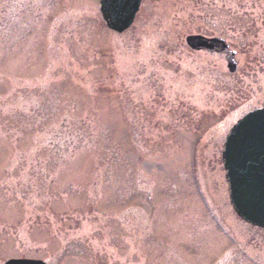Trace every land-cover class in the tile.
<instances>
[{
  "label": "rangeland",
  "instance_id": "374dc122",
  "mask_svg": "<svg viewBox=\"0 0 264 264\" xmlns=\"http://www.w3.org/2000/svg\"><path fill=\"white\" fill-rule=\"evenodd\" d=\"M99 1L0 0V264H264L221 157L264 107V0H143L122 34Z\"/></svg>",
  "mask_w": 264,
  "mask_h": 264
},
{
  "label": "water",
  "instance_id": "95a60500",
  "mask_svg": "<svg viewBox=\"0 0 264 264\" xmlns=\"http://www.w3.org/2000/svg\"><path fill=\"white\" fill-rule=\"evenodd\" d=\"M142 0H101L100 11L109 29L123 33L129 29ZM193 50L225 53L227 67L237 70L236 52L221 37L189 35ZM222 159L230 202L246 222L264 228V107L239 119L226 136ZM3 264H48L36 259H9Z\"/></svg>",
  "mask_w": 264,
  "mask_h": 264
},
{
  "label": "trees",
  "instance_id": "16d2710c",
  "mask_svg": "<svg viewBox=\"0 0 264 264\" xmlns=\"http://www.w3.org/2000/svg\"><path fill=\"white\" fill-rule=\"evenodd\" d=\"M2 24H0V26H1Z\"/></svg>",
  "mask_w": 264,
  "mask_h": 264
}]
</instances>
